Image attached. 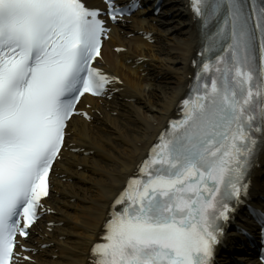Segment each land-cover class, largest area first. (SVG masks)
I'll return each instance as SVG.
<instances>
[{
  "label": "snow or ice",
  "instance_id": "snow-or-ice-1",
  "mask_svg": "<svg viewBox=\"0 0 264 264\" xmlns=\"http://www.w3.org/2000/svg\"><path fill=\"white\" fill-rule=\"evenodd\" d=\"M105 4L0 0V264H13L18 237L30 235L81 97L101 95L114 79L93 64L108 31L104 17L117 21L137 5ZM191 6L215 21L206 50L219 76L197 73L183 120L162 134L141 167L145 177L130 178L114 202L107 242L92 249L99 264H214L218 221L246 193L255 133L264 135V6ZM211 63L202 69L211 72Z\"/></svg>",
  "mask_w": 264,
  "mask_h": 264
},
{
  "label": "bare ground",
  "instance_id": "bare-ground-1",
  "mask_svg": "<svg viewBox=\"0 0 264 264\" xmlns=\"http://www.w3.org/2000/svg\"><path fill=\"white\" fill-rule=\"evenodd\" d=\"M166 2L167 9L157 17H132L120 28H111L98 63L105 72L119 77L121 84L116 87L120 93L110 102L88 98L85 104L90 106L87 111L92 120L70 119L67 143L70 149L81 152L63 151L60 162L55 163L52 192L45 201L52 213L45 222L57 225L33 227L28 245L37 249L35 264H86L88 248L100 230L108 204L125 178L134 173L182 96L195 30L183 0ZM146 33L151 34L153 43L143 38ZM116 47L120 50H114ZM128 59L136 66L126 64ZM151 73L154 75L148 77ZM158 75L175 81H171L169 92L153 103L150 97L159 91L154 81ZM256 176L264 178V166ZM251 194H264V180L253 182ZM219 260L228 264L223 257Z\"/></svg>",
  "mask_w": 264,
  "mask_h": 264
},
{
  "label": "rangeland",
  "instance_id": "rangeland-1",
  "mask_svg": "<svg viewBox=\"0 0 264 264\" xmlns=\"http://www.w3.org/2000/svg\"><path fill=\"white\" fill-rule=\"evenodd\" d=\"M174 38H176V34L173 35ZM175 81L174 79H164V80H160V82H158L159 86V91H156V93H152L151 95V99H152V102H156V100L158 99V96H160L161 94H167L169 92V88L171 86H173V83L172 82ZM156 94V96H155ZM107 149H110V146H107Z\"/></svg>",
  "mask_w": 264,
  "mask_h": 264
}]
</instances>
